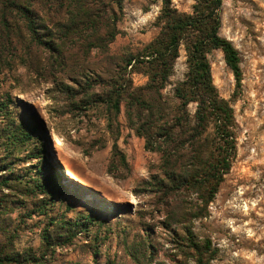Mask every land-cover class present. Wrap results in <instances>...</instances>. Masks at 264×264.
<instances>
[{"label": "rangeland", "instance_id": "374dc122", "mask_svg": "<svg viewBox=\"0 0 264 264\" xmlns=\"http://www.w3.org/2000/svg\"><path fill=\"white\" fill-rule=\"evenodd\" d=\"M172 4L179 12L191 14L195 0H172ZM161 9V0H122L118 34L105 49L95 47L78 55L80 45L69 43L77 58L63 70L50 66L49 55L42 54L47 63L42 75L25 59L0 72V108L4 109L0 165L10 163L15 173L29 178L45 165L56 166L63 176L62 198L46 202L43 212L37 210L40 197L0 187V197L9 204L8 212L0 216V229L4 224L17 231L12 243L16 252L32 251L40 257L44 253L41 235L48 223L76 224L90 218L94 223L86 232L78 229L71 243L56 242L61 246H52L41 264H195L186 246L187 232L196 242L210 241L211 264H264V0H223L220 36L239 53L241 89L222 52L213 51L208 60L220 97L235 112L237 156L205 218L184 216L183 211L170 219L158 203L149 184L161 177V156L148 151L144 138L130 128L125 103L121 113L110 119L103 107L72 104L62 92L61 81L78 89L96 80L89 82L95 87L90 92H99V79L109 85L123 74L122 61L143 53L159 36L156 22ZM73 63L86 69L75 75L70 72ZM130 71L131 67L125 73ZM186 72L182 47L165 92ZM127 77L136 87L147 83L143 74ZM20 121L35 126L38 134L10 155L1 137L6 127ZM41 146L45 162L31 158ZM188 203L198 205L195 197ZM187 209L189 205L182 207ZM4 243L0 230V244ZM137 245L144 246L146 256L136 251Z\"/></svg>", "mask_w": 264, "mask_h": 264}, {"label": "trees", "instance_id": "16d2710c", "mask_svg": "<svg viewBox=\"0 0 264 264\" xmlns=\"http://www.w3.org/2000/svg\"><path fill=\"white\" fill-rule=\"evenodd\" d=\"M161 2L156 22L161 29L159 36L143 53L122 61L125 63H122L123 74L119 73L117 79L109 85L99 79L96 82L101 88L99 92H90L95 87L89 82L96 80H88L78 89L62 81L60 84L72 104L103 107L110 119L121 113L125 103L130 128L144 138L148 151L161 156V177L149 184L158 203L170 219L183 211L184 216L190 214L200 219L207 217L208 207L216 199L237 156L235 112L214 85L208 56L213 51L223 53L238 90L242 86L241 61L233 44L220 36L223 0H195L191 14L179 12L172 0ZM121 9L122 0H0V72L11 69L15 61L25 59L42 75L47 66L42 54L49 55L50 66L56 64L63 70L77 54H86L95 47L105 49L118 34L116 24ZM69 43L79 44L81 50L72 53ZM182 47L187 72L183 80L165 92L175 75ZM129 67L131 71L125 73ZM85 69L84 64L73 63L70 72L79 75ZM133 74H143L147 83L136 87L127 77ZM3 110L0 108V112ZM37 134L35 126L20 121L16 126L6 127L1 138L12 155ZM43 148L31 158L45 162L47 155ZM116 156L124 162L119 153ZM44 167L29 178L15 173L10 163L5 162L0 165V174H4L0 175L3 179L0 187L21 189L35 198L40 197L37 210L43 212L46 202L53 203L64 194L61 171L56 166ZM193 197L198 205L188 203ZM185 205L190 206L188 211L182 210ZM8 208V201L0 197V216ZM84 221L48 223L41 235L44 253L40 257L32 251L16 252L12 243L17 231L2 224L0 230L6 243L0 244V264H41L45 253L56 242L71 243L78 229L86 232L94 223L90 218ZM187 233L186 246L193 252L195 264H211L214 252L210 241L196 242ZM137 246L136 251L146 256L148 251L144 246Z\"/></svg>", "mask_w": 264, "mask_h": 264}, {"label": "bare ground", "instance_id": "6f19581e", "mask_svg": "<svg viewBox=\"0 0 264 264\" xmlns=\"http://www.w3.org/2000/svg\"><path fill=\"white\" fill-rule=\"evenodd\" d=\"M74 175V174H73ZM78 178V177H77ZM77 181V180H76Z\"/></svg>", "mask_w": 264, "mask_h": 264}]
</instances>
